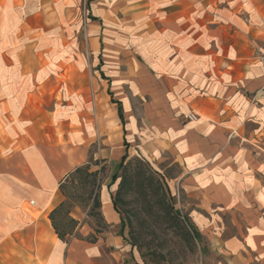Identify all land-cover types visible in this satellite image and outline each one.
<instances>
[{
	"label": "crops",
	"instance_id": "0c3cea01",
	"mask_svg": "<svg viewBox=\"0 0 264 264\" xmlns=\"http://www.w3.org/2000/svg\"><path fill=\"white\" fill-rule=\"evenodd\" d=\"M81 2L0 0V264H144L122 236L115 173L101 183L107 229L72 213L62 240L50 219L70 173L98 158L118 168L131 144L170 153L191 187L243 216L242 238L210 239L224 264H264V0H91L89 64L65 45Z\"/></svg>",
	"mask_w": 264,
	"mask_h": 264
},
{
	"label": "rangeland",
	"instance_id": "374dc122",
	"mask_svg": "<svg viewBox=\"0 0 264 264\" xmlns=\"http://www.w3.org/2000/svg\"><path fill=\"white\" fill-rule=\"evenodd\" d=\"M90 1L82 0L78 19L68 23L71 25L65 31L63 29L65 45L69 49L80 48L83 52L82 60L86 64H89L91 59V55L88 53L89 38L87 37L88 23L92 20ZM54 41L56 42L55 39ZM57 44L62 45V40ZM72 55L74 56V54ZM75 56L78 60V55ZM86 73L90 75V71H86ZM77 74L75 70L69 71V75L74 81L79 77ZM74 84L75 82H72L69 87L72 88L71 92H74L77 87H73ZM83 86L92 91L89 78L88 81H84ZM48 88L55 89V87ZM91 94L93 95L92 92ZM144 103V101L132 99L136 113L142 110ZM137 109H139L138 112ZM184 121H187L185 116ZM105 138L106 134L101 133L100 139ZM131 147L130 158L143 159L144 162L133 163L130 171L134 179L128 188V194L125 195L120 205V210L126 220L124 238L129 244H136L134 248L139 253L142 262L144 264H224V260L220 258L221 254L219 255L220 245L217 244L212 249L210 239L217 237L225 242L235 237L242 238L247 232V224L243 216L225 210L218 201L212 202L210 198L204 197L198 191L200 187H191L190 178L186 175L184 167L170 153L166 151L157 153L156 150L148 147L147 153L142 155L138 153L139 149H135V144H131ZM108 149L102 143L95 145V150H103L104 154L108 153ZM111 161L110 158H98V169L105 166V172L101 175L102 182L105 179H108L109 182L111 175L118 170L116 165L119 160ZM140 172L145 173L147 178L140 177ZM149 179H153L154 190L149 189ZM75 185L71 191V201L67 202V205L56 217L60 228L70 230L73 227L70 221L74 219L71 216L72 213H74V217L80 218L81 222L94 229L102 227L97 216H88L92 186L88 184L82 187L79 182ZM118 185L119 181L113 187L114 190ZM164 193L167 194L166 200H163ZM170 203L174 206V210L181 213V221L174 219L171 215ZM205 206L209 208L206 210ZM77 208L79 211H76ZM68 210H70L69 216L65 215ZM194 212L203 221L202 226L198 227L199 232L206 235H202V238L197 240L190 228V225L192 226L190 216ZM184 217H188L190 225L184 220ZM76 229L77 227L74 231ZM248 258L251 264H258L252 257Z\"/></svg>",
	"mask_w": 264,
	"mask_h": 264
},
{
	"label": "trees",
	"instance_id": "16d2710c",
	"mask_svg": "<svg viewBox=\"0 0 264 264\" xmlns=\"http://www.w3.org/2000/svg\"><path fill=\"white\" fill-rule=\"evenodd\" d=\"M134 162H144L143 159L139 158H130L128 155H126L121 163L118 166V170L115 172V174L112 177V182L119 181L118 189L113 197V202L116 210L120 215L122 216V228L123 231H125L126 228V220L121 214L120 210V205L123 202V199L125 195L128 194V188L131 186L133 182V176L130 171L132 165ZM92 165H98V163H90L88 165H84L82 167H79L75 169L72 173L69 174V176L66 178V180L60 185V192L64 196V201L60 204L59 207H57L54 211H52L50 215V219L52 221V225L56 231V234L59 236L60 239L66 240V238L69 236H73L75 234L74 229L78 227L79 222L71 219V223L73 224V227L70 230L61 229L60 225L58 224V221L56 219L57 215L61 212V210L67 205V202L71 201L72 194L71 191L73 190L72 188L75 187V183H80L82 187H85L86 185H91L92 186V191L90 195L91 199V204H90V211L88 216H97L100 219V224H102V227H97L96 233H100L101 230H105L108 228V225L104 223V218L101 212L102 204L100 200V190H101V175L104 174L105 172V166H102L100 169L97 170H92ZM140 177L147 178L145 177V173L140 172L139 173ZM150 185L149 189H153V179H149ZM159 191V190H158ZM163 200H166L167 194H163ZM170 211L171 215L174 217V219L181 221V213L177 210H174V206L170 203ZM67 216L70 215V210L66 212ZM184 220L190 225V221L188 217H184ZM190 228L193 231L194 238L197 240L198 236L193 229V227L190 225ZM124 234V233H123ZM124 236V235H122ZM89 241L94 243L96 241V236L92 235L89 237ZM132 247H136V244L131 243Z\"/></svg>",
	"mask_w": 264,
	"mask_h": 264
},
{
	"label": "built area",
	"instance_id": "2783aa9c",
	"mask_svg": "<svg viewBox=\"0 0 264 264\" xmlns=\"http://www.w3.org/2000/svg\"><path fill=\"white\" fill-rule=\"evenodd\" d=\"M259 59L264 64V53H259ZM187 121H196L198 119V115L195 112H191L188 115L185 116ZM35 202H31V206H35Z\"/></svg>",
	"mask_w": 264,
	"mask_h": 264
}]
</instances>
